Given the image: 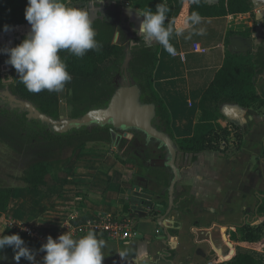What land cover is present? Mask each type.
<instances>
[{
	"label": "crops",
	"instance_id": "crops-1",
	"mask_svg": "<svg viewBox=\"0 0 264 264\" xmlns=\"http://www.w3.org/2000/svg\"><path fill=\"white\" fill-rule=\"evenodd\" d=\"M129 10L123 0L121 6L116 8V16L121 18L120 24L123 26L125 21L122 15ZM256 10L221 17H202L206 34L194 35L191 40L173 36L170 42L175 49L174 54H169L159 45L153 83L171 114L175 143L176 138L193 134L195 124L201 118L200 104L204 91L222 68L228 53L256 55L261 52L264 59V21L263 28L258 27ZM129 20L130 25L134 23L138 27L141 18L131 17ZM171 22L178 27L175 20H166L165 25ZM127 33V41H130ZM251 34L258 35L253 52H236L234 49L240 45H236L232 39ZM140 41H143L141 37ZM194 44L206 50L196 51ZM149 45L156 46L158 43ZM254 81L257 94L264 100V66L257 72ZM227 104L233 116L221 108L222 115L217 121L220 126L231 130L228 140H222L226 145L222 143L221 147H225V150L192 154L178 149L176 163L180 169V179L176 185L174 208L170 212L165 211L167 207L164 206L169 186L165 177L158 179L146 173L145 181L139 185H135V178H130L129 186L115 193L121 187L118 174L123 170L113 162L107 164L110 163L107 156H98L97 166L87 168L89 174L96 176L90 182V190L84 195V211L77 208L65 210L57 203L56 213L59 217L54 220V232H58L55 239L66 231L75 234L76 226L87 224L96 215L113 214L128 217L134 235L127 239H115L96 233L98 239L106 242L102 264H215L216 260L232 259L236 248L244 244L240 239V227L245 223L261 225L264 222V214L257 212L264 200V105L242 107L236 103ZM236 131L243 133L241 145L237 143ZM161 158L160 155V161L156 164L167 166V159L161 161ZM106 165L109 172L101 170L100 166ZM73 167L66 170L71 171ZM138 169V166L134 167L135 172ZM68 178L73 182L72 177ZM104 183L102 190L95 186ZM122 187L125 186L122 184ZM105 189L106 193L103 192ZM24 192L22 188H15L8 212L12 211V201L18 202ZM149 199L157 207V212L151 211ZM128 204L129 211L125 209ZM5 215L0 221V232L7 225H15L6 222ZM39 238L44 243L42 234H39ZM262 243L259 251L264 256V235ZM34 262L36 264V260ZM8 263L13 262L1 264ZM14 263L24 264L21 261Z\"/></svg>",
	"mask_w": 264,
	"mask_h": 264
},
{
	"label": "trees",
	"instance_id": "trees-1",
	"mask_svg": "<svg viewBox=\"0 0 264 264\" xmlns=\"http://www.w3.org/2000/svg\"><path fill=\"white\" fill-rule=\"evenodd\" d=\"M68 1L73 4H80L82 7H89L91 3V0ZM125 4L129 8H137L141 11L148 8L155 11L156 4H164L169 9L166 20H175L178 27L182 26L184 18L191 14L193 10L198 11L201 17H221L254 10L251 0H217L216 2L200 0L198 5L192 3V0H125ZM26 5L27 0H0V33L28 22L24 15ZM95 7H97V15L93 19V27L96 32V40L101 45L100 49L98 51L90 50L82 58L75 57L67 50H62L59 53L72 77L65 88L72 91V101L82 105L73 110L71 117H80L88 110L105 106L108 103L119 85L117 82L121 78V67L127 56L126 46L114 42L117 31L122 30L125 35L127 34L126 28H119V24L114 20L118 6H105L106 12L102 8L103 4L96 3ZM112 7L114 9H111ZM134 35H137L136 31H134ZM126 36L128 37V35ZM25 37L22 36L16 39L9 47L19 44ZM4 48L8 47L3 45L1 49ZM130 54L132 59L129 70L131 71L133 66L137 69V75L133 78L142 89V101L156 104L157 115L154 119V125L173 136L171 114L153 83L154 71L159 59V44L153 46L143 41L140 45L133 47ZM7 59L8 55L0 51V64L6 62ZM263 66L264 59L261 52L256 55L228 53L222 68L204 91L200 104L201 118L195 124L193 134L176 138L178 149L192 154L207 150H225V147H221L222 140H225V142L228 140L231 130L217 123L218 118L222 115L221 107L227 103H236L242 107L264 105V100L257 94L254 81L255 75ZM4 87L5 84L2 81L0 69V90ZM10 90L19 98L34 103L42 112L51 117L59 118V93L47 90L39 93L30 92L20 82L17 72L14 75L13 83L10 85ZM32 123H37L41 131L33 130L24 133L20 129L25 128V124ZM0 127L2 129L9 128L11 136L19 138L28 147L33 148V146L39 144L42 149H48L50 154H61L63 149L70 145L83 148L90 140L111 141L113 134L111 125H94L74 129L67 133H57L39 120H29L25 113L23 115L18 114L17 119H8ZM126 133L140 135L146 140L145 135L135 129H130ZM234 133L237 143L241 145L243 133L239 131ZM122 136L120 135V137ZM155 149L157 150L156 153L153 152ZM142 150L144 157L140 162H137L135 157L125 158L116 155V158L129 168L138 166L139 175L141 176L146 173L158 179L168 176V186L170 178H172L170 168L164 164H156L157 161H160V155L162 156L161 161L167 159L166 154L162 153L163 148L143 146ZM65 166L66 161H62L61 158L37 159L25 170L22 180L28 188L37 189L47 185L48 175L59 173ZM14 191L13 186H0V221L9 210ZM165 198L164 206L166 208L168 206L167 192ZM149 206L152 212H157L155 209L157 207L153 202L150 201ZM125 209L129 211L130 205L128 204ZM257 212L264 214V200L258 206ZM263 226L264 222L261 225L243 224L240 227V239L244 244L236 248L232 259L227 261L216 260L215 264H264V256L259 251L263 244ZM3 231L5 235L19 234L34 256L40 254L44 257L45 253L41 251V246L44 243L39 237L15 225L5 226ZM2 251L14 254L11 247H6ZM20 261L24 264H35V262H30L23 257Z\"/></svg>",
	"mask_w": 264,
	"mask_h": 264
},
{
	"label": "clouds",
	"instance_id": "clouds-1",
	"mask_svg": "<svg viewBox=\"0 0 264 264\" xmlns=\"http://www.w3.org/2000/svg\"><path fill=\"white\" fill-rule=\"evenodd\" d=\"M103 2L91 0L89 9ZM192 3L198 5L200 0H192ZM89 9L73 6L68 0H27L24 15L30 31L19 44L0 51L8 55L6 63L15 68L28 91L59 93L64 90L72 77L59 55L62 50L82 58L88 51L100 49ZM168 12L167 6L156 4L155 11L148 8L137 13L138 18L143 17L137 31L145 43L156 42L169 54H174L170 42L173 36L191 40L194 35L206 34L198 11L193 10L187 15L180 27H175V22L165 25ZM130 44L135 46L137 43L130 41ZM3 233L0 232V251L11 247L17 262L22 257L34 262L33 252L19 234ZM105 248L106 242L98 239L95 231L90 229L79 236L70 231L61 233L56 239L49 235L41 251L45 253L43 264H102Z\"/></svg>",
	"mask_w": 264,
	"mask_h": 264
},
{
	"label": "rangeland",
	"instance_id": "rangeland-1",
	"mask_svg": "<svg viewBox=\"0 0 264 264\" xmlns=\"http://www.w3.org/2000/svg\"><path fill=\"white\" fill-rule=\"evenodd\" d=\"M123 1L125 2V0ZM209 1L212 2V0ZM68 2L73 6L89 9L87 6L82 7L80 4H73L71 1ZM104 2L105 3L103 4H105V6L116 5L119 7L121 6L122 0H104ZM89 10L92 12L94 19L97 15V7ZM129 19L130 18L126 21ZM27 23L0 33V47L4 44H12L16 39L26 36L30 31V24ZM138 23L140 24V21H138ZM139 24L137 25L138 27ZM118 27L125 29V24L124 26L119 24ZM138 27H136L137 30ZM119 33L120 37L117 39V43L125 45L126 47L129 46V41H127L128 37L126 36L128 34L125 35V32L122 30H119ZM136 38L140 37H135V42ZM0 69L3 78L13 82V75L16 74L15 68L6 62H2L0 64ZM131 69V71L129 70L131 76H136L137 69L135 66ZM117 83H120V79ZM1 90L0 126L8 119H17L18 114L23 115L25 113L24 111H19L17 107L13 108L7 98L1 97L6 89ZM71 94L72 91L67 88H64L62 92H59V114L65 118H71L73 110L76 107L82 106L79 103H74L72 101ZM24 126L25 128H20L24 133L33 130L41 131L40 126H38L37 123L25 124ZM122 135L123 136L120 137L119 134L113 133L111 141L90 140L83 148H77L74 145H70L64 148L61 154H50L48 149H42L39 144L35 147L33 146V148L28 147V145L23 143L19 138L11 136L9 128L2 129L0 127V186H14V188H22L25 191V194L23 197H20L18 202L12 201V211L5 215L6 222L18 225L25 230H29L34 236L39 237V234H42L45 239L44 243L49 235L55 239L58 234V232H54V220L59 217L56 213L57 205L60 203L59 205L65 210H75L77 208L79 211H84V195L90 190V182H92L93 177L96 176V174H89L87 168L92 167L93 165L97 166L98 161L96 158L98 156H107V161L110 162L107 164L113 162L123 170L122 173L118 174V180H121L125 187L123 188L121 184L120 189L115 191V193L124 191L130 184V178L136 179L137 182L135 185L142 184L145 181V176L139 175V169L135 172L134 168H129L120 162L116 158V155L125 158L135 157L136 161L140 162L144 157L142 147H156L157 144L153 141L148 142L147 140H144L140 135L132 133H123ZM34 143L36 144L35 140ZM47 158H61L62 161H66V166H69H65L60 171L61 174L65 172L63 175H57L58 173L48 175L47 186L37 189L28 188L22 180L25 170L35 160ZM102 166H100L101 170L109 172L108 165L105 167ZM69 167H73L71 171L66 170ZM64 169L65 171H63ZM68 177H72L71 180H73V182L70 181ZM67 178L69 181L66 180ZM167 180L168 176L166 177V182ZM104 181H106V178ZM95 186L97 189L99 188L102 190L105 187V183L102 185L96 184ZM54 187H56V189H54ZM105 191L106 189L103 190V192ZM57 193L60 195L56 196ZM0 257H4L3 259H0V264L2 262H13L12 264H17L14 263L17 262L14 259V255L9 252L0 251ZM34 257L36 264H43L42 255L37 254Z\"/></svg>",
	"mask_w": 264,
	"mask_h": 264
},
{
	"label": "water",
	"instance_id": "water-1",
	"mask_svg": "<svg viewBox=\"0 0 264 264\" xmlns=\"http://www.w3.org/2000/svg\"><path fill=\"white\" fill-rule=\"evenodd\" d=\"M251 2L253 3L254 8L257 9L256 18L259 20L258 27L263 28L264 0H251ZM130 9L131 10H129L128 13L125 12V14L122 15V18L125 21V28L130 32V37H132V32L134 31L140 36L137 29L132 28L130 23L126 20L131 17H138L137 13L141 10L136 8ZM139 18H141V20L143 19L142 16ZM119 37L120 33L117 31L114 37L115 43H117ZM255 38H258L257 34L234 37L232 42L236 45H240L234 50L239 53L253 52ZM132 48L133 46L131 45L126 47L127 56L121 67L120 83L113 92L108 103L102 107L92 108L80 117H51L42 112L31 101L19 98L8 89L3 92L1 97L7 98L13 108L17 107L19 111H24L29 120H39L57 133H67L74 129H81L83 127H91L94 125H111V132L119 134V136L123 133L127 134L126 131L130 129L142 132L148 142H155L157 147L163 148V151L166 154L167 160L165 163L172 172V178L167 188L169 197L168 206L165 211L170 212L174 208L176 185L180 179V169L176 163L178 146L172 136L154 125V119L157 115L156 104L153 102H144L141 99L142 89L129 72V65L132 59L130 51ZM221 108L225 113L230 114L228 104H224ZM230 115L233 116L232 113ZM149 201L151 200L149 199Z\"/></svg>",
	"mask_w": 264,
	"mask_h": 264
},
{
	"label": "built area",
	"instance_id": "built-area-1",
	"mask_svg": "<svg viewBox=\"0 0 264 264\" xmlns=\"http://www.w3.org/2000/svg\"><path fill=\"white\" fill-rule=\"evenodd\" d=\"M193 48L196 51L204 52L206 50L199 44H194ZM223 145L225 146L226 144L223 143ZM90 229L94 230L95 233L105 234L115 239H127L134 235L131 228V220L128 217H120L113 214L96 215L87 224L76 226L74 233L85 234ZM26 231L32 234L29 230Z\"/></svg>",
	"mask_w": 264,
	"mask_h": 264
},
{
	"label": "flooded vegetation",
	"instance_id": "flooded-vegetation-1",
	"mask_svg": "<svg viewBox=\"0 0 264 264\" xmlns=\"http://www.w3.org/2000/svg\"><path fill=\"white\" fill-rule=\"evenodd\" d=\"M111 9H114L113 7L111 8ZM104 10V12H106L107 11V9L106 8H104L103 9ZM118 24H120V20H121V18H119L118 16H116V18L114 19ZM131 27L132 28H136V26H135V24L134 23H132V25H131ZM129 32V31H128ZM128 34V33H127ZM129 36H130V32H129ZM137 37V35H134V32H132V37H130V41H134L135 39H134V37ZM136 45H140L143 41H140L139 42V40H140V38H136ZM130 41H129V45H131L130 44ZM135 42V41H134ZM4 45H6L7 47H9V46H11V44H4ZM135 45V46H136ZM135 46H133V47H135ZM2 47V46H1ZM1 47H0V49H1ZM1 77H2V81H3V83L5 84V87L2 89V90H5V89H8V90H10V85L13 83L12 81L10 82L8 79H4L3 78V75H2V72H1ZM13 81H14V75H13ZM1 90V91H2ZM11 91V90H10ZM12 92V91H11ZM26 114V113H25Z\"/></svg>",
	"mask_w": 264,
	"mask_h": 264
}]
</instances>
